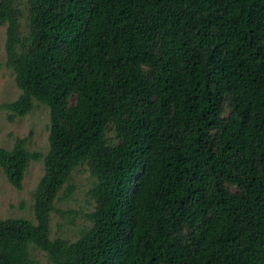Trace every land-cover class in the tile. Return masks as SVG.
Returning a JSON list of instances; mask_svg holds the SVG:
<instances>
[{
	"label": "trees",
	"instance_id": "16d2710c",
	"mask_svg": "<svg viewBox=\"0 0 264 264\" xmlns=\"http://www.w3.org/2000/svg\"><path fill=\"white\" fill-rule=\"evenodd\" d=\"M21 15L2 0L21 90L2 107L46 105L48 150L0 147L17 189L44 167L35 223L0 218V264H264V0H26L25 33ZM80 164L91 224L50 238Z\"/></svg>",
	"mask_w": 264,
	"mask_h": 264
},
{
	"label": "rangeland",
	"instance_id": "374dc122",
	"mask_svg": "<svg viewBox=\"0 0 264 264\" xmlns=\"http://www.w3.org/2000/svg\"><path fill=\"white\" fill-rule=\"evenodd\" d=\"M22 10L21 31L25 29L26 0H14ZM5 25H0V147L10 149L17 137H26L29 151L46 154L48 150L49 109L46 105L33 100V109L24 116L8 119L9 112L2 106L15 100L21 90L14 81L13 71L5 65ZM112 136V132L109 133ZM44 171L42 159L31 160L22 180L20 189L13 187L0 169V218H25L35 223L33 215V193ZM94 177L89 168L80 164L71 174L70 180L63 185L54 201L50 214L49 237H64L74 241L80 232L90 226L88 214L93 210L94 201L87 194ZM37 264H48L46 254L38 249L31 250Z\"/></svg>",
	"mask_w": 264,
	"mask_h": 264
},
{
	"label": "water",
	"instance_id": "95a60500",
	"mask_svg": "<svg viewBox=\"0 0 264 264\" xmlns=\"http://www.w3.org/2000/svg\"><path fill=\"white\" fill-rule=\"evenodd\" d=\"M2 0H0V4H1Z\"/></svg>",
	"mask_w": 264,
	"mask_h": 264
}]
</instances>
